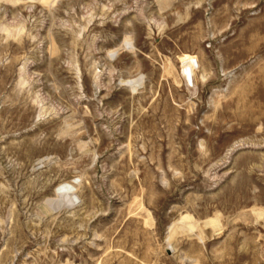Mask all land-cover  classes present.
Listing matches in <instances>:
<instances>
[{"label":"rangeland","instance_id":"1","mask_svg":"<svg viewBox=\"0 0 264 264\" xmlns=\"http://www.w3.org/2000/svg\"><path fill=\"white\" fill-rule=\"evenodd\" d=\"M0 264H264V0H0Z\"/></svg>","mask_w":264,"mask_h":264},{"label":"bare ground","instance_id":"2","mask_svg":"<svg viewBox=\"0 0 264 264\" xmlns=\"http://www.w3.org/2000/svg\"><path fill=\"white\" fill-rule=\"evenodd\" d=\"M183 58V57H182ZM181 58V59H182ZM188 62H190L189 61V59L187 58V57H185L184 56V59H183V63H185V67H184V71H185V73H186V76H188V77H191V76H193V69H192V66H191V63L192 62H190V63H188ZM128 84H130L131 85V87L134 89V90H136L137 88H139V86H140V83L138 82V81H133V82H129ZM71 190L72 189H70V185H63L62 187H61V191L63 192H65L66 194H68V193H71ZM64 195V194H63ZM65 198V197H64Z\"/></svg>","mask_w":264,"mask_h":264}]
</instances>
